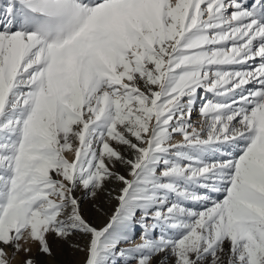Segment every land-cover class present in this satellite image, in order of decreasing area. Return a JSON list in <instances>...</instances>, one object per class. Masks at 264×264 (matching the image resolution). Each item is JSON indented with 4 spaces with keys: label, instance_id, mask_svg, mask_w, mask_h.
Masks as SVG:
<instances>
[{
    "label": "snow or ice",
    "instance_id": "snow-or-ice-1",
    "mask_svg": "<svg viewBox=\"0 0 264 264\" xmlns=\"http://www.w3.org/2000/svg\"><path fill=\"white\" fill-rule=\"evenodd\" d=\"M109 183L98 227L76 193ZM73 238L84 264H264V0L0 6V264Z\"/></svg>",
    "mask_w": 264,
    "mask_h": 264
},
{
    "label": "rangeland",
    "instance_id": "rangeland-1",
    "mask_svg": "<svg viewBox=\"0 0 264 264\" xmlns=\"http://www.w3.org/2000/svg\"><path fill=\"white\" fill-rule=\"evenodd\" d=\"M5 0H0V6L3 5ZM203 94V93H202ZM210 95V94H209ZM200 118V117H199ZM200 119H196L195 113L193 114V122L199 123ZM219 155V153L217 154ZM212 157H209L211 160ZM117 185L109 183L104 193H101L97 199H91L84 195L82 191L76 193L78 198L83 200V210L85 215L98 227L103 226L107 223L109 217L113 214L117 207V201L110 198L107 195L109 189L115 188ZM115 195V193H113ZM78 243L80 247H83L85 241L79 238H73L72 241L68 242H56L53 244L54 255L51 257L41 256L37 252V246H32V255L42 262V264H84L86 259V252L81 251L77 247L71 246L73 243ZM24 254L21 253L17 260H22Z\"/></svg>",
    "mask_w": 264,
    "mask_h": 264
},
{
    "label": "bare ground",
    "instance_id": "bare-ground-1",
    "mask_svg": "<svg viewBox=\"0 0 264 264\" xmlns=\"http://www.w3.org/2000/svg\"><path fill=\"white\" fill-rule=\"evenodd\" d=\"M195 116H196V119H197V120L200 119L198 113H195ZM137 242H139V237H137Z\"/></svg>",
    "mask_w": 264,
    "mask_h": 264
}]
</instances>
